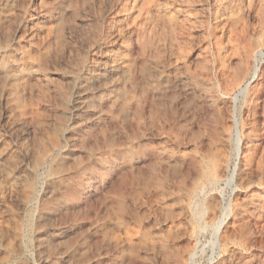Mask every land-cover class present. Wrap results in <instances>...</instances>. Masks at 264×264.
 Masks as SVG:
<instances>
[{"label": "rangeland", "instance_id": "obj_1", "mask_svg": "<svg viewBox=\"0 0 264 264\" xmlns=\"http://www.w3.org/2000/svg\"><path fill=\"white\" fill-rule=\"evenodd\" d=\"M263 38L264 0H0V264H264ZM233 120L236 188L186 195Z\"/></svg>", "mask_w": 264, "mask_h": 264}, {"label": "bare ground", "instance_id": "obj_2", "mask_svg": "<svg viewBox=\"0 0 264 264\" xmlns=\"http://www.w3.org/2000/svg\"><path fill=\"white\" fill-rule=\"evenodd\" d=\"M133 1V0H132ZM126 2V1H125ZM127 7V6H125ZM262 21V20H261ZM262 40V41H261ZM260 42H264V38L261 39ZM235 41V40H234ZM237 42V41H236ZM242 42V41H241ZM244 43V42H243ZM237 44V43H236ZM240 44V43H239ZM244 45V44H243ZM99 47V46H98ZM236 47V46H235ZM234 47V48H235ZM233 48V50H234ZM237 48V47H236ZM230 48V52H231ZM232 50V51H233ZM244 52V51H242ZM243 54V53H242ZM230 55H233L230 54ZM235 55V54H234ZM238 55V54H237ZM246 55V54H245ZM225 56V55H223ZM228 56V55H227ZM236 56V55H235ZM243 56V55H242ZM250 56V55H249ZM121 57V56H120ZM119 57V58H120ZM241 57V56H240ZM239 57V58H240ZM225 58V57H224ZM233 58V57H232ZM244 59V58H243ZM259 59H264V52H262L261 50L257 49L256 50V54H253V59H252V67H251V73L250 76L251 78H254L257 75V67H256V63H258ZM226 61V60H225ZM228 61V60H227ZM238 60H236L237 62ZM127 62V61H125ZM235 62V61H234ZM241 62V60H240ZM229 63V62H228ZM233 63V62H232ZM123 64V63H122ZM127 64V63H126ZM218 64V63H217ZM220 65V71L222 64L219 63ZM117 65V64H116ZM121 65V64H120ZM125 65V64H124ZM139 65V64H138ZM130 66V64L128 65V67ZM115 67V66H114ZM217 69V68H216ZM123 70H125L123 68ZM127 70V69H126ZM129 70V68H128ZM127 72V71H125ZM216 72V71H215ZM116 73V72H115ZM227 73V72H226ZM120 74V73H119ZM127 74V73H126ZM219 74V73H218ZM232 74V72H231ZM217 75V74H216ZM109 76V75H108ZM107 76V77H108ZM127 76V75H126ZM206 76V75H205ZM214 76V75H213ZM102 77V76H101ZM214 78V77H213ZM232 78V77H231ZM101 79V78H100ZM128 79V78H126ZM124 81V80H123ZM223 81V80H222ZM233 81V80H232ZM247 81V80H246ZM251 81V80H250ZM250 81L245 82L244 86L240 89L239 94L240 95H244L247 90L248 87L250 85ZM103 83V80H102ZM204 84V83H203ZM216 84V83H215ZM223 85V84H222ZM176 86V85H175ZM219 86V85H218ZM221 86V85H220ZM116 87V86H115ZM111 88V87H110ZM118 88V87H116ZM218 88V87H217ZM216 88V89H217ZM163 89V88H162ZM107 90V88H106ZM109 90V89H108ZM119 90V89H118ZM154 91V90H153ZM152 91V92H153ZM220 92V91H219ZM220 94V93H219ZM117 95V94H116ZM127 95V94H126ZM157 95V94H156ZM222 95V94H221ZM120 97V95H117ZM203 96V95H202ZM116 97V96H115ZM118 97V98H119ZM207 97V96H206ZM112 99V98H111ZM115 99V98H114ZM130 99V98H129ZM221 100V99H220ZM219 100V101H220ZM107 101V100H106ZM130 101V100H129ZM113 102V101H111ZM147 102V101H146ZM117 103V102H116ZM123 104V103H122ZM235 106V105H234ZM120 107V106H119ZM125 107V106H124ZM235 108V107H234ZM120 110V109H119ZM126 110V108H125ZM236 110V108H235ZM123 112V111H122ZM125 112V111H124ZM236 112V111H235ZM235 119V118H234ZM235 129V141H234V168L232 170V172L229 174V176L224 177L223 170V164H222V159L220 156L216 155V154H200L198 157V170H197V174L195 176L194 179H192L191 182V187L188 190V192H186V195H192L193 193H196L197 191H199V185L201 184V188L200 190L203 188V190L205 189V187L213 190L216 186H218L221 182H225L226 185L232 186L233 188H236V184H235V179H236V173H237V168H238V161L241 159L243 151H242V147H241V140L238 137V124L236 120H233V125H232ZM233 129V130H234ZM194 140V139H193ZM211 145V144H210ZM56 151V150H55ZM247 151V150H246ZM223 155V154H222ZM233 158V157H232ZM224 162V161H223ZM229 164V163H228ZM227 167V165H226ZM227 170V169H226ZM193 176V175H192ZM259 185V184H258ZM227 187V186H226ZM183 189V188H182ZM234 190V189H233ZM202 191V190H201ZM233 192V191H232ZM212 194V193H211ZM202 197V196H200ZM203 199V198H202ZM171 200V199H170ZM255 200V199H254ZM172 202V201H171ZM258 202V201H257ZM195 203V202H194ZM214 204V203H213ZM248 204V203H247ZM249 205V204H248ZM255 205V204H254ZM195 207V206H194ZM193 207V209H194ZM213 207V205H212ZM184 208V207H183ZM209 208V206H208ZM222 208V207H221ZM250 208V207H249ZM205 209V208H204ZM207 209V207H206ZM218 212V211H217ZM216 212V213H217ZM206 211H203L202 216L200 214V219L205 216ZM218 214V213H217ZM230 212L228 207L223 208L221 215L217 218V220L212 224L211 229H212V246L214 249L220 250L221 252L223 251V243H229L231 241V239L225 235L222 236L223 234V228L226 225V220L228 219ZM185 215V214H184ZM213 215V214H212ZM198 216L197 212H193L192 215V220L194 218H196ZM215 216V215H214ZM211 217V216H210ZM209 217V218H210ZM186 217H182V213H178L175 210H170L167 214V221L169 222L170 225H174L177 228H181L184 226V222L186 221ZM199 220V219H198ZM234 222V220H233ZM192 224V223H191ZM197 224V223H196ZM237 224V223H235ZM168 225V224H167ZM225 229V228H224ZM225 231V230H224ZM225 233V232H224ZM229 234V233H228ZM141 237V236H140ZM140 241V240H139ZM182 243V242H181ZM180 243V244H181ZM228 245V244H227ZM231 245V244H230ZM179 246V245H178ZM192 246V245H191ZM159 248V247H158ZM159 250V249H158ZM192 250V249H191ZM194 251V249H193ZM159 252V251H158ZM232 252V251H231ZM160 253V252H159ZM187 253V254H186ZM193 257V252H189V250L187 252H183L181 251V253L179 251H177L174 255H173V260L175 259V261L178 262H186L188 263Z\"/></svg>", "mask_w": 264, "mask_h": 264}]
</instances>
